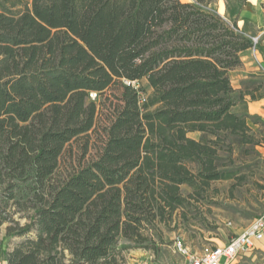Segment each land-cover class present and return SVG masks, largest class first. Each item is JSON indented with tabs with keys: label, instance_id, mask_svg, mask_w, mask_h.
Instances as JSON below:
<instances>
[{
	"label": "trees",
	"instance_id": "obj_1",
	"mask_svg": "<svg viewBox=\"0 0 264 264\" xmlns=\"http://www.w3.org/2000/svg\"><path fill=\"white\" fill-rule=\"evenodd\" d=\"M191 1L0 0L8 264H118L121 239L150 250L157 223L214 182L246 180L231 169L237 150L264 148L252 128L264 121L234 112L246 93L231 72L253 45L238 26L248 0H225L226 17ZM90 133L96 156L60 177L67 146ZM8 238L25 240L8 251Z\"/></svg>",
	"mask_w": 264,
	"mask_h": 264
},
{
	"label": "rangeland",
	"instance_id": "obj_2",
	"mask_svg": "<svg viewBox=\"0 0 264 264\" xmlns=\"http://www.w3.org/2000/svg\"><path fill=\"white\" fill-rule=\"evenodd\" d=\"M259 2L253 13L259 25L263 26L264 11L260 9ZM235 6L234 2H231V8L234 9ZM211 8L221 16H227L225 0H214ZM256 26L257 23L248 21L245 27L239 28L250 38H258L260 41ZM249 53L251 55L250 50ZM261 72L262 77L251 79L248 87L264 84V72ZM233 80L234 84H237V78L234 77ZM135 85L136 88H142L147 93L151 91L147 81ZM145 94L143 93V96ZM89 101L98 103L97 94H90ZM252 128L258 135L264 133V129L259 125H252ZM90 134V138L83 136L67 146L60 163V177L69 173L72 166H76L79 161L86 162L96 156L97 139L94 134ZM190 137L198 139L196 134H191ZM256 150L259 156L257 154L245 156L240 153L241 149L237 150L235 164L231 169L239 170L240 174H244L246 180L243 184L237 185V180L214 182L207 199L197 203L196 206L180 208L171 218H167V221L157 223L155 230L147 232V235L155 241V246L150 250L121 239L115 251L118 264H186V256L174 248L176 240L181 239L192 251L205 245L222 246L250 226L254 220L261 218L264 215V148L258 147ZM190 192L189 188L182 187L184 196ZM23 223L25 220H22ZM6 227L7 225H4L0 231L1 239L6 234ZM24 240L25 238H8L5 239L4 245L8 251H11ZM69 263L68 256L66 264ZM235 264H264V242L258 244Z\"/></svg>",
	"mask_w": 264,
	"mask_h": 264
},
{
	"label": "crops",
	"instance_id": "obj_3",
	"mask_svg": "<svg viewBox=\"0 0 264 264\" xmlns=\"http://www.w3.org/2000/svg\"><path fill=\"white\" fill-rule=\"evenodd\" d=\"M259 0H248L247 5L243 8L238 17V26L242 29L247 25V22L257 23L256 29L258 37H260L259 54L260 63H257L250 55L249 51L243 54V65L231 72V81L235 90H242L246 95L243 100L234 108V112L240 115H247L250 117H257L264 121V84H257L254 87H248L251 79H260L262 72H264V24L259 25L257 19L254 18V8L258 5ZM234 77L237 78V84H234ZM259 77V78H258ZM201 137V133H191ZM189 134V137L190 135ZM192 138V137H191ZM195 139V138H193ZM196 139V140H198ZM0 264H8L5 260L0 258Z\"/></svg>",
	"mask_w": 264,
	"mask_h": 264
},
{
	"label": "built area",
	"instance_id": "obj_4",
	"mask_svg": "<svg viewBox=\"0 0 264 264\" xmlns=\"http://www.w3.org/2000/svg\"><path fill=\"white\" fill-rule=\"evenodd\" d=\"M251 39L253 42L250 49L251 56L257 63H260L258 50L260 41L258 38ZM262 242H264V215L254 220L250 226L222 246L205 245L196 251H192L181 239H178L174 248L186 256V264H235Z\"/></svg>",
	"mask_w": 264,
	"mask_h": 264
},
{
	"label": "bare ground",
	"instance_id": "obj_5",
	"mask_svg": "<svg viewBox=\"0 0 264 264\" xmlns=\"http://www.w3.org/2000/svg\"><path fill=\"white\" fill-rule=\"evenodd\" d=\"M222 10H223V8L221 9V13H222Z\"/></svg>",
	"mask_w": 264,
	"mask_h": 264
}]
</instances>
